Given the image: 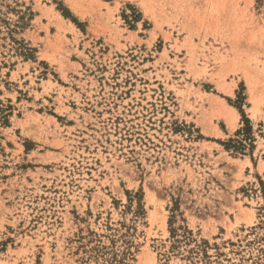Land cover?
<instances>
[{
	"label": "rangeland",
	"instance_id": "374dc122",
	"mask_svg": "<svg viewBox=\"0 0 264 264\" xmlns=\"http://www.w3.org/2000/svg\"><path fill=\"white\" fill-rule=\"evenodd\" d=\"M0 264H264V0H0Z\"/></svg>",
	"mask_w": 264,
	"mask_h": 264
}]
</instances>
